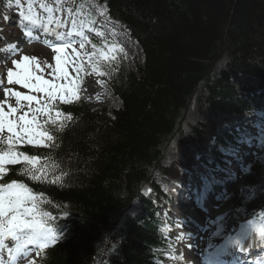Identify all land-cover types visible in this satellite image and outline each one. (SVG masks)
Wrapping results in <instances>:
<instances>
[{"label": "trees", "instance_id": "1", "mask_svg": "<svg viewBox=\"0 0 264 264\" xmlns=\"http://www.w3.org/2000/svg\"><path fill=\"white\" fill-rule=\"evenodd\" d=\"M99 1L140 46L143 64L135 75L118 53L107 66L97 53L96 71L122 107L91 111L80 99L58 106L63 114L70 107L72 117L59 131L47 127L48 140L28 153L41 168L38 181L24 183L40 210L54 215L55 238H66L48 264H157L170 238L145 213L126 216L121 226L120 216L135 197L149 212L139 191L168 144L177 139L179 155L190 151L192 139L182 126L193 96L217 117L264 108V101L257 104L264 91V0ZM225 55L226 69L216 71ZM239 73L245 75L241 86ZM200 129L194 131L202 138L212 134ZM257 177L250 183L257 178L259 190L264 169ZM263 208L260 195L248 211ZM104 241L107 251L101 252Z\"/></svg>", "mask_w": 264, "mask_h": 264}, {"label": "rangeland", "instance_id": "2", "mask_svg": "<svg viewBox=\"0 0 264 264\" xmlns=\"http://www.w3.org/2000/svg\"><path fill=\"white\" fill-rule=\"evenodd\" d=\"M34 1H37V0H34ZM50 1L46 0L48 7L52 3V0H50ZM36 3H38V1ZM89 3H90V5H93L92 6V14H86L85 15L86 26L83 30H67L65 28H58L57 29V32L59 34H67L68 32H70L71 34H75V35H78L80 38H83L82 40H79V42L76 46H74L76 48V52H75L76 56L69 53L71 59L74 61V64L65 65V67H67L68 73L70 75L71 70H75V71L77 70L76 63L78 60V61H80V63H77V64L81 65L86 70L87 78H86V80H85V82H84V84L80 90V93H79V98H80V100L84 106H87L89 108V110H91V111H100L102 109H105L106 111L118 110L122 107V104H118L115 101V98L117 99V97L114 95V93L112 92L109 85L105 82L107 84L108 89H110L111 94L113 93L112 97L111 96L109 97V94H107L104 89L99 87L98 82L103 83V81H101V79L98 77V75H96V72L94 69V60H93V64H91V59L93 57V49H92L93 46H92V43L89 41V38H87V34L89 32L94 31L99 26V24H102L103 27H98L99 29L95 32V34H96L95 38L97 39V42H102L104 39H105V41L110 40L111 42H113V44H115L119 48L120 52L122 53L120 55H123V57L120 56V58L122 59L124 64L132 72H134L135 75H137V68L141 67L143 64V54H142V51L140 50L138 44L135 42V40L133 38H131V36L129 35L128 32L126 33V31H125L126 29L124 30L122 28L123 26L121 24L119 25V24L113 22V25H111L108 21L105 20V18H104L105 9L103 6H101L100 4L95 2L94 0H89ZM98 5H100V6H98ZM85 8H87V6ZM37 9H39V8H37ZM7 12L11 13L10 9H7ZM97 13H98V15H97ZM43 14H44V11H43ZM7 18H8V20H7ZM7 18H5L6 24H2L0 22V33L1 32L4 33L7 30V28H9V26L11 24H13V22H18V23L23 22V20H19V17L15 18V19L11 18L10 14H7ZM80 20H81V18H79V17L75 18V21L78 25L81 24ZM104 20L106 22H104ZM1 21H3V20H1ZM100 21H101V23H100ZM39 23H41V22H39ZM114 23H115L116 27H114ZM3 27H4V32H3ZM53 33H55V32H53ZM4 38L6 40L8 38V36L5 35ZM4 38H1V36H0V39H1L0 43L2 42V40ZM20 40L21 39H19V41ZM30 45H31V43H29V46H26L28 48L27 51L24 50V52L19 55V57H20L19 60L22 62L21 57L28 56L29 57V62H28L29 70L31 72H33L34 75L41 76L44 80L52 81L53 83H57L60 91L56 95L49 97L48 95H46L43 92L32 91L28 88L21 86V85L9 84L7 82L6 87L3 89V94L0 96V101L7 99L9 104H11L13 107L16 106V104H15L16 98L14 96L9 95V96L5 97V89H11L12 91H18V92H21L22 94H25V95L31 94V95L36 96L41 101V103L38 105L36 102H32L31 107L33 109H35L37 107H41V106L48 107V102L51 99L64 95L65 92L69 88L62 84V81H65V79H63V78L58 79L57 78L58 74L55 72V68L57 66V62H56L55 57H56L57 53L55 51H49V50L46 51L38 45H34V46H30ZM79 48H82V49H79ZM31 51H33V52H31ZM105 54H107V53L103 48V53L101 54V57L103 58V60H105V58H104ZM224 57L225 56H223L221 59H219L215 63L214 69L216 71L226 68L227 63H228V58L226 57L227 60L222 61V59ZM90 67H91V70H90ZM18 70L19 69H17L15 67L13 71H18ZM74 76H75V79L72 80V82H73L72 84L78 88L81 76L80 75H74ZM88 88L90 90H92L91 98L85 97V92ZM71 90H74V89L71 88ZM85 98H87L88 101ZM196 101H197V99H196ZM67 104H69L68 96L65 97V99H64V97H62V100L59 102L58 106H60V105L66 106ZM197 104L198 105H196V104H194V102H192L189 109H187L186 112L184 113L185 119L183 122L182 129H183V132L186 136H191V127L196 126V125H198V126L203 125L204 123H210L211 121H215L216 123L221 122V123H226V124L236 122L235 118L234 119L229 118V117H236V116H220V117H217V116L213 115L210 108L207 105H205L204 103H198L197 102ZM5 108H7V106H5ZM28 108H29L28 102L26 100H21V106L16 113V117L23 115L25 113H28V118H31L33 113L29 112ZM43 116H45V115L40 114V113H36L37 118L38 117L42 118ZM49 116H52V114L50 112H49ZM45 117H48V116H45ZM223 118H227L228 120L222 121ZM261 119L263 120V123H260L256 127H252L251 125L244 126L243 130H242V135L240 138L253 137V138H259L260 141H262L264 139V126L262 125V124H264V116L263 115L261 116ZM235 127H237V126H235ZM198 131L201 132L200 129ZM5 137H6L5 133H0V141L3 142ZM201 139H202V141H206L208 139V137L207 138L201 137ZM176 143H177V139L174 140V148H172L169 152H167L168 151V149H167L165 156H164V160L162 162V166L167 167L172 162H175L176 160L179 159L178 158L179 154L177 152V144ZM191 143L193 145H195L194 144L195 142L193 143V141H191ZM199 146H201V145H199ZM205 146L207 147V144ZM189 148L191 150L193 149V147H190V146H189ZM210 148L212 149L211 153H210L211 155H209L208 157L203 159V162L210 169L218 170L219 171L218 174H220V173L222 174V176L219 177L217 183H219V182H221V184L225 183L227 186L226 190L228 193L226 195L224 203L221 204L220 206H218L217 208L211 210L209 212V214L206 216V218L202 217V215L198 212L196 206L190 201L189 197H187L186 193H188V192H181L182 197H174L172 205L168 208V215H169L170 223L172 225H169L167 223L166 218L163 216L162 210H160L158 212L157 218H159L160 221L164 225L168 226L169 230H171L172 235L176 236L177 241H174V244H173L174 249L172 250L173 253H175L177 255L184 254V257L182 259L177 257L179 259V263H174L171 260L169 262V264H185V262H187V261H192L195 264V260H196L195 257L197 254L202 253V251H204V250L210 249L213 244L218 242L219 230H221V228H220L219 224L217 225V223L211 222V220H210L211 218H213L215 220L218 216H222L223 217L222 219H224L225 222L231 220V221L236 223L239 221L237 213H235V211H233L232 209H230L229 206H227V204H226L227 197L233 193H235V194L237 193V194L241 195L242 197L244 196L247 199L251 196V193H252L251 189L248 187H242L240 185V180L236 181V178L239 176L238 179H241L242 176H245V174L247 173L249 168L253 165V164H250V162L252 160L255 161L256 163L259 161V158L256 157L257 155L261 154V153L258 154L259 148L257 146L253 147V149L251 150V157L249 158L250 159L249 163H247L246 165H243L240 163H234V166L230 168L232 170L231 172L227 171L225 169V167H228L229 159H233L234 156L231 154H227L224 157H222V154L218 151L216 146H211ZM252 171L253 170H250V173ZM249 176H251V174ZM255 177L256 176H254L253 179H255ZM154 178H157V181L160 183L161 186H163L167 182V180H165L163 177L160 178L159 175H155ZM257 178H256V181H254L253 186H256ZM258 186H259V190H257V192L255 193L256 195L254 196V198H257V196H260V195H264V183H259ZM160 188H163L164 191L173 195V192L171 191L172 188L170 186H164V187H160ZM191 190H193V189H191ZM247 190L250 191V194L248 196L246 193ZM143 192H144L143 193L144 195L147 194L148 188L143 190ZM183 203L186 204V207H183V205H182ZM183 209L188 213L187 215L189 217H191L193 219V221H195V225L191 226L192 228L190 229V231L185 230L187 226L184 224H186L187 219H186V217H184V215L182 213ZM246 210L248 211L247 205H246ZM240 211H243V209H240ZM140 212H141L140 208L138 209L137 206H133V204H132L131 210H130L131 215L137 216L140 214ZM61 219H66V216L61 215ZM178 224L180 225V227H177ZM202 225L205 226L204 232H203L204 235H202L200 237V239L202 240V243L198 246H194V245H196V244H194L195 241H198V240L197 239L196 240L191 239L192 237L190 236V234L194 235L195 238H198V232H199L200 228L202 227ZM212 227H214V228L211 229ZM240 238H242V237H240ZM240 238L237 237V240L238 241L241 240ZM244 240H248V238H244ZM64 241H65V239L61 240L62 243ZM183 241L186 242V243H184V245L182 244ZM250 241H252V240H250ZM192 246H194L196 248V250H197L196 252H195V250L193 252H190ZM250 249H253V248H250ZM41 250L42 249H40V251ZM55 252L56 251L54 249L53 251L46 253L43 256V258L48 257L50 255H54ZM170 255H172V254H169L167 256V258H169ZM160 256L164 257V255H160ZM185 258H187V261H185ZM31 261H33V258H29V260H27V261L22 260V261L18 262V264H29Z\"/></svg>", "mask_w": 264, "mask_h": 264}, {"label": "snow or ice", "instance_id": "3", "mask_svg": "<svg viewBox=\"0 0 264 264\" xmlns=\"http://www.w3.org/2000/svg\"><path fill=\"white\" fill-rule=\"evenodd\" d=\"M16 3L19 4L20 0H16ZM40 6L49 13L53 11L45 4ZM19 15L23 16L25 20L36 22L31 14V5H29V15L23 13H19ZM49 21L51 22V17H49ZM57 23H60L59 19ZM53 51L57 53L55 57L57 78L70 81L71 78L65 65L74 64V61L67 52V47H57ZM28 62V56H24L22 62L13 61L14 66L19 70H8V83L21 85L32 91L43 92L49 97L56 95L60 91L58 84L34 75L28 68ZM9 95L16 98L15 107L9 104L7 99L0 101V133L5 131L8 133L6 141L9 145L6 152H0V174L5 171L4 164L14 165L23 162L30 179L38 181L37 173L41 168V166H37L39 159L32 158L23 152H15L13 149L16 145L22 146L25 143L41 145L44 140H48V133L39 130L40 125L37 122L36 113L49 116L50 108L41 106L33 109L32 102L39 105L41 101L31 94L25 95L18 91L5 89V97ZM21 100L28 102V111L33 113L31 119H28V113L16 117ZM5 106H7V111H5ZM38 199L33 189L25 183L16 180L11 183H0V264H5L3 259L5 250L8 254V264H16L21 256L27 254L28 246L32 245L43 249L46 244L47 246L51 244L50 240L55 239L54 229L46 218L48 214L40 210ZM177 227L180 225L178 224ZM260 236L264 240V230H261ZM7 240L14 242L13 245L7 244L5 242Z\"/></svg>", "mask_w": 264, "mask_h": 264}, {"label": "bare ground", "instance_id": "4", "mask_svg": "<svg viewBox=\"0 0 264 264\" xmlns=\"http://www.w3.org/2000/svg\"><path fill=\"white\" fill-rule=\"evenodd\" d=\"M95 2H96V0H95ZM96 4V3H95ZM105 9V8H104ZM43 18V16H41V19ZM104 18H105V20L106 21H108L111 25H113V21H111L108 17H107V15H106V10H105V15H104ZM20 20V19H19ZM18 20V21H19ZM15 23H18V22H15ZM27 24H29V22H27L26 20H23V22H21V25L22 26H25V25H27ZM37 26H35V25H33V26H30V27H28L27 29H26V34H30V35H32V34H34V33H39L38 34V36L36 37V36H32V39H35V38H37V39H39V40H41L44 44H48L49 43V40L47 39V36H46V32L44 31V30H41V32H40V28L42 27V24L41 23H39L38 24V28H36ZM114 27H116L115 26V23H114ZM124 27V26H123ZM44 28V27H43ZM48 31H49V33H53V32H55V25L54 24H49L48 25ZM124 29H126L125 27H124ZM127 31V30H126ZM74 32V31H73ZM128 32V31H127ZM129 33V32H128ZM53 34H55V33H53ZM130 35V34H129ZM24 38V37H23ZM132 38V37H131ZM128 39V38H127ZM57 40V39H56ZM69 40L70 41H74L75 43H76V41H77V39H76V36L74 35V34H72L71 36H70V39H68V42H69ZM48 41V42H47ZM50 41H52V40H50ZM2 42H4L3 40H2ZM67 43V42H66ZM139 46V45H138ZM139 48H140V46H139ZM7 49H8V47L5 49V51H7ZM140 50H141V48H140ZM96 56H97V54H95L94 55V58L96 59ZM227 56L225 55V57L222 59V61H225V58H226ZM94 62H95V60H94ZM94 69H95V72H96V75H98V77L100 78V76H99V74L97 73V71H96V67H95V65H94ZM226 68H224V69H221V70H225ZM217 71H219V70H217ZM101 79V78H100ZM102 81V80H101ZM98 84H99V87L100 88H102V89H104L105 91H106V93L107 94H109V97L111 96L112 97V94H111V91H110V89H108V87H107V84L103 81V83H101V82H98ZM3 94V91L2 90H0V96ZM91 94H92V90H90L89 88L86 90V92H85V97H89V98H91ZM80 99V98H79ZM87 101H88V99L87 98H85ZM78 100V99H77ZM77 100H75V101H77ZM86 101V102H87ZM115 101L118 103V104H121L120 103V101L118 100V99H116L115 98ZM89 103V102H88ZM253 113H255V112H253ZM263 116H264V114H262ZM261 115V116H262ZM223 116H225V115H223ZM232 116H237V115H232ZM225 120H228L227 118H223L222 119V121H225ZM174 141V140H173ZM172 141V143H170V145H169V147H168V151L167 152H169L172 148H174V142ZM244 229V228H243ZM242 229V230H243ZM240 238V237H239ZM244 238H248V240L247 241H250V240H253L254 239V236H253V234H252V232H247L242 238H240L241 240H237L239 243L238 244H241L242 242H243V240H244ZM244 241H246V240H244ZM233 245H234V240H230V241H228V243L226 244V246H227V248H228V250H231L232 248H233ZM251 247H249V249H250ZM222 252H220L219 250H217L216 252H215V254L218 256L219 254H221ZM196 263H197V261H196Z\"/></svg>", "mask_w": 264, "mask_h": 264}]
</instances>
